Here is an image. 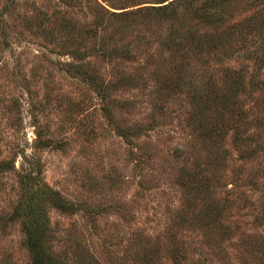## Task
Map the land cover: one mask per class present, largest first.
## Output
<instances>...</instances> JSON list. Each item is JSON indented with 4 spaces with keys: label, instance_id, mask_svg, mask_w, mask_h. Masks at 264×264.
<instances>
[{
    "label": "rangeland",
    "instance_id": "1",
    "mask_svg": "<svg viewBox=\"0 0 264 264\" xmlns=\"http://www.w3.org/2000/svg\"><path fill=\"white\" fill-rule=\"evenodd\" d=\"M163 1L0 0V264L32 261L11 218L28 174L79 209L46 205L57 264H264V0L181 11L182 34H229L173 91L154 75L170 27L145 16ZM69 65L114 88L103 98ZM241 69L222 123L218 97Z\"/></svg>",
    "mask_w": 264,
    "mask_h": 264
},
{
    "label": "trees",
    "instance_id": "2",
    "mask_svg": "<svg viewBox=\"0 0 264 264\" xmlns=\"http://www.w3.org/2000/svg\"><path fill=\"white\" fill-rule=\"evenodd\" d=\"M195 0H172L170 2L163 1L159 7H150L147 9L145 16L149 19H163L168 22V34L164 37L162 41V48L168 55L164 59V65L158 69L154 75L165 81L167 83L166 89L173 91L180 86V83H184L188 77V67L192 62H205L210 56H215L220 50L223 52L226 47L227 34L219 33H205L203 35H196L188 31V34H182L180 30L181 23L184 24L186 20V15L180 17L181 11H187L188 8L193 6ZM227 0H206L204 4L194 11V16L197 19H204L203 14L207 12V8H217L224 4ZM167 3V4H165ZM165 4V5H163ZM139 12H134L132 15H138ZM116 16V15H112ZM127 17V15H125ZM206 20L210 21L211 19ZM182 21L180 24L178 22ZM150 22V21H148ZM175 26L177 28H175ZM252 27L251 22H246V24L240 23L237 26L238 33H249ZM234 28V29H235ZM94 30L90 29L88 31L91 34ZM225 35V36H224ZM104 56L111 60V58H128V53H123L119 51H106ZM256 64V69L261 70L260 58ZM264 66V62H263ZM70 71L81 76L86 81H89L91 85L95 86L100 94L104 97L107 96L109 90L114 88L113 82L105 83L103 78L94 71H88L82 65H69ZM228 80V91L225 95L218 97V105L216 109L218 111L220 121L223 122V116L226 114L224 111L227 105L234 102L238 95L245 88L246 76L239 71H230ZM121 74V73H120ZM132 76L123 77L125 83H130L134 81ZM190 78V77H189ZM121 82L122 79H119ZM119 85V81H117ZM223 126L216 124L213 132L216 134L217 141H215L216 148L219 149L223 144V141L227 135V131L222 129ZM122 136L127 138L129 136V131L123 129ZM235 143L238 145L240 143V137L235 131ZM8 166V165H7ZM24 193L19 203L17 209L11 216L13 220H21L22 227L26 235V246L31 254L32 261L31 264H57L58 259L55 254L51 252L49 246V227L46 214V205L49 204L63 213H74L78 209L73 203L64 200L60 194L49 188L48 186H43L39 176H33L28 174L26 180H24Z\"/></svg>",
    "mask_w": 264,
    "mask_h": 264
}]
</instances>
